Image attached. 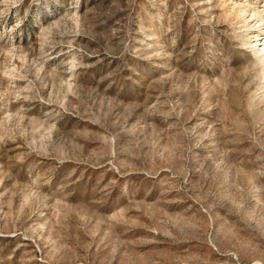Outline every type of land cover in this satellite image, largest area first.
Listing matches in <instances>:
<instances>
[{"label":"rangeland","instance_id":"rangeland-1","mask_svg":"<svg viewBox=\"0 0 264 264\" xmlns=\"http://www.w3.org/2000/svg\"><path fill=\"white\" fill-rule=\"evenodd\" d=\"M263 42L264 0H0V264H264Z\"/></svg>","mask_w":264,"mask_h":264},{"label":"bare ground","instance_id":"bare-ground-1","mask_svg":"<svg viewBox=\"0 0 264 264\" xmlns=\"http://www.w3.org/2000/svg\"><path fill=\"white\" fill-rule=\"evenodd\" d=\"M253 36H254V39H253V40H254V41H253L254 44H258L257 41H256V40H258L257 36H256V35H253ZM260 44L263 46V45H264V42H263V43H259V45H260Z\"/></svg>","mask_w":264,"mask_h":264}]
</instances>
